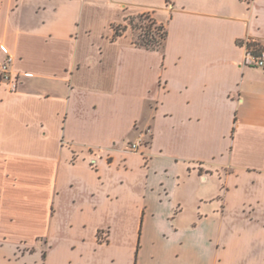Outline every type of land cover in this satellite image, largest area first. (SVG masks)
<instances>
[{
    "label": "crops",
    "instance_id": "1",
    "mask_svg": "<svg viewBox=\"0 0 264 264\" xmlns=\"http://www.w3.org/2000/svg\"><path fill=\"white\" fill-rule=\"evenodd\" d=\"M2 43L0 264H264V0H0Z\"/></svg>",
    "mask_w": 264,
    "mask_h": 264
},
{
    "label": "built area",
    "instance_id": "2",
    "mask_svg": "<svg viewBox=\"0 0 264 264\" xmlns=\"http://www.w3.org/2000/svg\"><path fill=\"white\" fill-rule=\"evenodd\" d=\"M1 50L6 54V59L0 64V79L10 85L12 90H16L19 85V77L12 69L14 56L6 44H0ZM244 62L248 65L264 68V45L262 47H246ZM152 130L146 128L142 130L138 137L127 143V149L138 152L140 147L146 145L151 138Z\"/></svg>",
    "mask_w": 264,
    "mask_h": 264
},
{
    "label": "trees",
    "instance_id": "3",
    "mask_svg": "<svg viewBox=\"0 0 264 264\" xmlns=\"http://www.w3.org/2000/svg\"><path fill=\"white\" fill-rule=\"evenodd\" d=\"M135 17H139L140 19L145 18L150 21V26H148V31L143 32L142 34H138L135 28H132L134 33V42L138 47L146 48V49H152V50H162L165 45V41L167 38V29L164 24L159 23L151 13H144L141 15H134V16H128L126 18V21L132 20ZM153 25L156 26V29L159 31V35H151V31L153 28ZM128 28V24H119L114 25L115 35L122 34L123 31H125ZM253 44H248V47H251Z\"/></svg>",
    "mask_w": 264,
    "mask_h": 264
},
{
    "label": "rangeland",
    "instance_id": "4",
    "mask_svg": "<svg viewBox=\"0 0 264 264\" xmlns=\"http://www.w3.org/2000/svg\"><path fill=\"white\" fill-rule=\"evenodd\" d=\"M146 13H149V12H146ZM144 14V13H142ZM141 15V14H139ZM125 24H128V27L130 28H135V30L137 31L138 34H142L143 32L145 31H148V26H150V21L145 19V18H142L140 19L139 17H135L134 19L132 20H128L126 21ZM151 35H156L158 36L159 35V31L156 29V26L153 25V28H152V31L150 32Z\"/></svg>",
    "mask_w": 264,
    "mask_h": 264
}]
</instances>
